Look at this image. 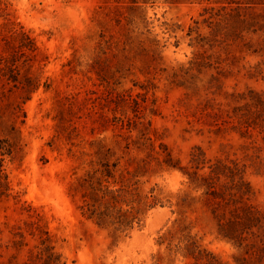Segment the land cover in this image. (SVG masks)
Segmentation results:
<instances>
[{"label":"rangeland","instance_id":"1","mask_svg":"<svg viewBox=\"0 0 264 264\" xmlns=\"http://www.w3.org/2000/svg\"><path fill=\"white\" fill-rule=\"evenodd\" d=\"M131 1L0 0V264H264V0ZM196 148L245 170L242 246L165 161ZM107 163L127 231L83 213Z\"/></svg>","mask_w":264,"mask_h":264},{"label":"trees","instance_id":"2","mask_svg":"<svg viewBox=\"0 0 264 264\" xmlns=\"http://www.w3.org/2000/svg\"><path fill=\"white\" fill-rule=\"evenodd\" d=\"M131 3L135 5L139 2L132 0ZM197 149L200 148L191 153L190 166H182L180 160L172 157L171 153L167 154L165 161L168 166L181 169L188 176L189 183L194 189L203 190L204 201L212 207V212L218 220L220 235L242 246L245 240L244 233L258 227L262 221L261 212L247 203L254 195V190L245 178V170L235 161L232 165L221 159L213 162L201 149L200 152H196ZM113 166L116 167L117 163ZM104 167L102 171L94 170L88 178H83L81 185L86 189L83 199L87 205V210L83 213L100 226L111 225L117 231H127L139 220L140 210L133 206L135 198L133 196L128 198L129 195H133L130 189L123 186L112 190L103 184V177L109 179L108 182L118 183L110 164L107 163ZM99 171L101 177H97ZM120 204L130 206L129 210L123 211ZM45 242L46 240L43 244ZM198 247L195 242H191L187 247L196 260L203 258ZM53 250V246L47 245L41 251L40 255L44 253L46 255L45 264H64L61 263V255Z\"/></svg>","mask_w":264,"mask_h":264}]
</instances>
